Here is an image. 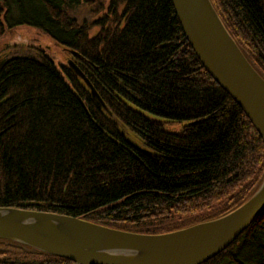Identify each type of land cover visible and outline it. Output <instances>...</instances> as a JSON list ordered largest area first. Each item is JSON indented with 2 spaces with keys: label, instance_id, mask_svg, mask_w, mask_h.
<instances>
[{
  "label": "trees",
  "instance_id": "obj_1",
  "mask_svg": "<svg viewBox=\"0 0 264 264\" xmlns=\"http://www.w3.org/2000/svg\"><path fill=\"white\" fill-rule=\"evenodd\" d=\"M210 1L264 78V0ZM87 4L95 3L0 0V38L28 26L76 52L69 56L144 151L65 63L32 47L0 69V207L160 234L242 204L263 177V143L198 61L171 1L99 0L91 22L78 16ZM183 123L190 124L165 128ZM203 212L208 218L191 221ZM182 217L187 223L174 222ZM0 264L74 263L0 240ZM202 264H264V212Z\"/></svg>",
  "mask_w": 264,
  "mask_h": 264
},
{
  "label": "water",
  "instance_id": "obj_2",
  "mask_svg": "<svg viewBox=\"0 0 264 264\" xmlns=\"http://www.w3.org/2000/svg\"><path fill=\"white\" fill-rule=\"evenodd\" d=\"M170 1L180 29L198 61L242 110L264 146V78L238 47L210 0ZM69 52L73 57L78 56L76 52ZM14 58L16 56L0 59V69ZM66 64L88 91L96 108L118 124L128 135L130 145L144 151L131 140L136 137L114 118L74 59L67 60ZM262 212L264 176L255 191L233 210L171 232L136 233L68 215L0 207V240L74 264H202L231 245Z\"/></svg>",
  "mask_w": 264,
  "mask_h": 264
},
{
  "label": "rangeland",
  "instance_id": "obj_3",
  "mask_svg": "<svg viewBox=\"0 0 264 264\" xmlns=\"http://www.w3.org/2000/svg\"><path fill=\"white\" fill-rule=\"evenodd\" d=\"M95 4L88 7L89 4L82 6L79 9V19H87L89 22L92 21L94 18L93 15H90L89 11L91 9L95 10L97 2L99 0H91ZM103 3L106 4L107 0H101ZM100 14V13H97ZM93 30L91 33H94ZM40 48L41 50L46 51L48 54L52 55L57 63H65L68 59L71 58V55L69 56V52L65 50L64 47L58 45L56 46L46 35H44L42 32L28 26H19L12 29H8L4 31V34L0 38V59L7 58L13 55L17 56H24V55H32L33 54V48ZM72 60V58H71ZM166 129H169L170 131H177L179 128H181V124H173V125H166ZM131 140L142 148L141 143L136 138H131ZM264 176V173H263ZM263 178V177H262ZM262 180V179H261ZM261 181H259L260 184ZM259 184L257 186H259ZM222 206H215L214 209H220ZM210 214L208 212H203L201 214H198L197 216H193L191 221H195L197 218H208ZM182 220H174L176 224H179V222L185 221V217L181 218Z\"/></svg>",
  "mask_w": 264,
  "mask_h": 264
},
{
  "label": "flooded vegetation",
  "instance_id": "obj_4",
  "mask_svg": "<svg viewBox=\"0 0 264 264\" xmlns=\"http://www.w3.org/2000/svg\"><path fill=\"white\" fill-rule=\"evenodd\" d=\"M72 58V57H71ZM71 58L70 59H68V60H71ZM72 60H73V58H72ZM75 61V60H74ZM76 62V61H75ZM66 63H67V61H66ZM77 64V63H76ZM67 65V64H66Z\"/></svg>",
  "mask_w": 264,
  "mask_h": 264
}]
</instances>
